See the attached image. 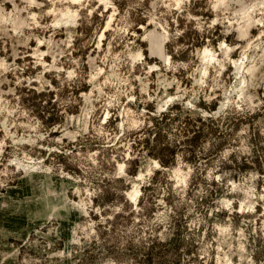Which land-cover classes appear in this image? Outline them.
<instances>
[{"label": "rangeland", "instance_id": "rangeland-1", "mask_svg": "<svg viewBox=\"0 0 264 264\" xmlns=\"http://www.w3.org/2000/svg\"><path fill=\"white\" fill-rule=\"evenodd\" d=\"M0 264H264V0H0Z\"/></svg>", "mask_w": 264, "mask_h": 264}]
</instances>
